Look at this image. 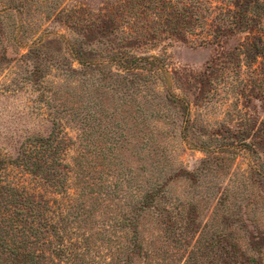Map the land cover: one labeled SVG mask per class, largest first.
Segmentation results:
<instances>
[{
	"label": "rangeland",
	"instance_id": "1",
	"mask_svg": "<svg viewBox=\"0 0 264 264\" xmlns=\"http://www.w3.org/2000/svg\"><path fill=\"white\" fill-rule=\"evenodd\" d=\"M21 1L0 30V184L33 189L12 161L56 125L73 142L67 162L117 184L113 211L160 183L133 264H264V50L250 52L264 22L241 30L219 14L264 0H201L185 22L190 0H62L48 20L51 0ZM67 16L114 22L73 28Z\"/></svg>",
	"mask_w": 264,
	"mask_h": 264
},
{
	"label": "trees",
	"instance_id": "2",
	"mask_svg": "<svg viewBox=\"0 0 264 264\" xmlns=\"http://www.w3.org/2000/svg\"><path fill=\"white\" fill-rule=\"evenodd\" d=\"M61 1L51 0L53 5L45 13V20L55 11L54 17L64 15L57 9ZM190 2L180 13L184 14V22L189 14L187 10L202 5L203 1ZM23 5L26 4L21 0H6L7 9L0 11L1 31L5 20L12 22L11 13H20ZM233 6L219 14L222 21L231 19L230 25L237 29H253L264 22V1L253 6L237 1ZM175 12L178 14V10ZM68 19L73 28L86 26L88 29L108 28V23L113 25L114 22L90 20L83 23L73 17ZM59 41L60 37L38 41L30 50L37 51L40 45ZM262 41L264 33L250 46L255 58L262 56ZM68 45L80 66H91L88 55L92 51L86 50L77 39ZM72 145L68 135L55 125L48 136L27 139L20 147L19 156L12 161V164L18 162L20 172L31 178L33 189L20 187L19 191L9 184H0V209L4 213L0 220V256L5 257L7 264H133V259L141 254L143 245L139 240L138 221L142 212L157 206L156 200L162 198L160 183L146 181L126 204L128 212L113 211L112 206L118 199L117 184L87 177L83 160L73 158L72 163L67 162ZM2 162L0 166H4ZM117 236L126 242H120Z\"/></svg>",
	"mask_w": 264,
	"mask_h": 264
}]
</instances>
